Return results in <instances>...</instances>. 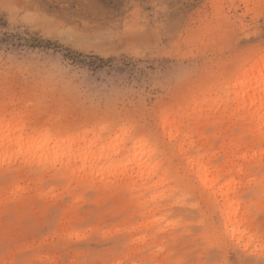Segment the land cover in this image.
Wrapping results in <instances>:
<instances>
[{
  "label": "rangeland",
  "instance_id": "1",
  "mask_svg": "<svg viewBox=\"0 0 264 264\" xmlns=\"http://www.w3.org/2000/svg\"><path fill=\"white\" fill-rule=\"evenodd\" d=\"M263 55L264 0H0V127L103 148L77 175L0 155V264H261L264 126L232 84Z\"/></svg>",
  "mask_w": 264,
  "mask_h": 264
},
{
  "label": "bare ground",
  "instance_id": "2",
  "mask_svg": "<svg viewBox=\"0 0 264 264\" xmlns=\"http://www.w3.org/2000/svg\"><path fill=\"white\" fill-rule=\"evenodd\" d=\"M245 68L246 66L240 68L239 72L242 70L241 74L232 84L234 94L233 101H235L237 109L243 110L244 116H250L251 121L264 126V55L254 62H251L247 68ZM5 117L6 115L3 116V119ZM23 120L22 117L16 118L12 121H8L3 127H0V155L7 151L16 152L19 155H30L39 152L37 155H39L40 161L44 162L49 156H53L57 153L59 156L62 155L65 160L62 163L64 173L70 175H77L85 167L90 157H95L96 155H98V157L101 156L103 148H96L88 153L97 142L87 141V136H84V141L88 146L84 149L86 145H79L80 139L77 136L67 137L63 131H58L60 137H54L55 144L53 145L51 143V134L33 136L32 131L27 128ZM126 139L128 138L124 139L125 144ZM66 142L70 143V145L65 153L55 151L60 143ZM143 142H145L144 139L137 140L133 147H130L127 151L130 154L132 153V155H130L132 156L130 162L135 164V170L133 171L137 173V177L144 181L140 186L148 190L151 188V186H149V180L158 168L159 162H155L152 165L151 156L153 151L146 147ZM24 145H26V147H23ZM77 146L80 147L76 148ZM148 154L149 158L147 157ZM80 162H85L83 165L84 167H81ZM73 165H75V167H73ZM111 168L112 167H110V169ZM112 171H115V168H113ZM201 177L203 179L207 178V168L204 169ZM131 180H134V178L131 177ZM163 181H165V175ZM217 181V178L211 180L210 186L217 183ZM230 193L231 189L228 188L226 191H223L222 187L215 191V194H219L224 199L222 204L224 208L226 207V200L229 199ZM225 214H227L226 221L232 222L230 216L231 212L228 211ZM235 230V228L232 229V234H234Z\"/></svg>",
  "mask_w": 264,
  "mask_h": 264
},
{
  "label": "snow or ice",
  "instance_id": "3",
  "mask_svg": "<svg viewBox=\"0 0 264 264\" xmlns=\"http://www.w3.org/2000/svg\"><path fill=\"white\" fill-rule=\"evenodd\" d=\"M261 255H264V248L260 249ZM231 264H250L248 261L244 260H234ZM261 264H264V260L261 261Z\"/></svg>",
  "mask_w": 264,
  "mask_h": 264
}]
</instances>
